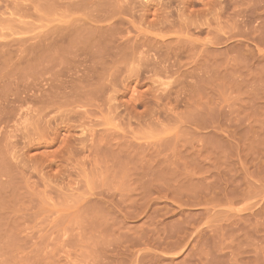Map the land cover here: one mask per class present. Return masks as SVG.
Instances as JSON below:
<instances>
[{"label":"rangeland","instance_id":"obj_1","mask_svg":"<svg viewBox=\"0 0 264 264\" xmlns=\"http://www.w3.org/2000/svg\"><path fill=\"white\" fill-rule=\"evenodd\" d=\"M0 264H264V0H0Z\"/></svg>","mask_w":264,"mask_h":264}]
</instances>
